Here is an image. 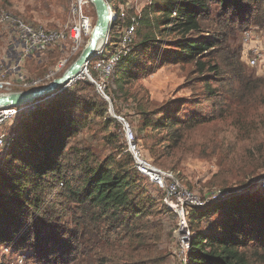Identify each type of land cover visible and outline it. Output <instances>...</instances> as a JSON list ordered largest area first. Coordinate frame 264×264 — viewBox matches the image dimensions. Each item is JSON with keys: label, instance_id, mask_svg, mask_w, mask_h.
Instances as JSON below:
<instances>
[{"label": "trees", "instance_id": "16d2710c", "mask_svg": "<svg viewBox=\"0 0 264 264\" xmlns=\"http://www.w3.org/2000/svg\"><path fill=\"white\" fill-rule=\"evenodd\" d=\"M213 6L217 10L211 12ZM150 8L158 14L149 16ZM137 23L132 50L114 73L117 84H134L154 68L178 64L186 70L184 85L190 89L189 98L139 104L138 130L146 136L160 132L147 145L150 153L157 158L155 148H176L187 131L216 122L234 127L237 139L241 132L243 142L248 140L250 126L236 124L238 118L231 115L240 110L232 112L230 99L240 96L238 89L261 93L264 80L251 78L241 62L242 47L231 50L229 41L251 25L264 28V0H153ZM118 25L124 24L116 19L110 26L112 40L111 31L117 33ZM59 48L45 50L50 64ZM31 57L25 60L31 78L44 76L45 66H37ZM93 88V83L78 79L60 87L45 106L18 116L0 163V248L38 264L69 258L77 264L80 257L72 254L76 243L96 254L110 237H123L120 244L130 248L116 252L118 264H164V257L150 248V228L158 226L148 219L170 210L162 194H150L123 135L110 130L120 123L106 114L108 105ZM186 103L190 108L184 114ZM93 123L105 133L102 139L109 149L104 158L78 140ZM233 158L227 160L232 163ZM248 183L241 182L245 187ZM186 219L191 233L186 264H264V190L250 196L230 192L226 199L191 206ZM86 230L95 231L86 238ZM83 256L93 258L90 253Z\"/></svg>", "mask_w": 264, "mask_h": 264}, {"label": "rangeland", "instance_id": "374dc122", "mask_svg": "<svg viewBox=\"0 0 264 264\" xmlns=\"http://www.w3.org/2000/svg\"><path fill=\"white\" fill-rule=\"evenodd\" d=\"M152 1L153 0H109L112 9H115V2H118L117 5L128 2V10L132 16H141L143 9L150 6ZM71 2L72 0H0V15L9 13L26 22H36L50 29L63 28L69 24L71 19ZM154 10L156 9L150 8V13L148 15H157V11ZM215 10H217V8L213 6L211 12ZM36 12L42 17H38L40 18L39 21L37 19H35V21L32 20V16L34 17ZM87 13L92 17V24L94 26L96 13L91 3L89 4ZM246 30L250 31L253 35H260L264 32V28L253 25L245 30L236 32L229 41L230 46H232L230 47L231 50L238 47L241 48L243 33ZM116 31L117 33L111 31L112 37L115 40H117L119 32H121L120 25L117 26ZM113 33L115 34L114 36ZM172 36L174 35L170 37ZM88 40H85L83 48ZM16 49H18V39L15 32H13L11 26L7 23L0 22V74H4L8 79H11V77L13 78L15 75L11 76L7 73H3V70H5L7 64L16 60V56L13 54ZM59 50L60 54L55 58L56 63L53 62L50 64V54L46 51L33 57L37 66H45L46 70L43 71V75L51 70L60 59L67 57L65 48L62 50L59 48ZM74 57L75 56H72L68 60V66L77 59L75 57V60H73ZM241 62L251 78L254 80H264V68L256 69L254 67H248L243 59H241ZM18 69H22V72L29 79L34 76L28 69L25 61L18 64L16 70ZM91 75L93 76L92 73ZM185 76L186 70L182 66L178 64H166L146 72L144 76L134 84L119 85L115 80V75L106 79L102 87L107 99L94 83L95 88H93V92H96V94L107 103L108 111L106 114L116 118L121 125H119L120 128H118L114 127L112 124L110 130L121 137L123 135V133L121 134V127L123 129L124 123H122L118 117L123 118L132 128L136 140L135 142L141 148L144 157L148 158L152 164L154 163L153 165H158L157 167L166 170L171 169V171L175 172L182 186L193 194L192 196L197 200L207 199L213 192L215 193L224 189L230 190L229 192H232L234 196H250L251 194L262 192L264 190V86L262 87L263 90L261 93L258 90L251 94L245 89H238L240 96H232L230 99L232 112L238 109L240 110L238 115H231V117L238 118L236 124H247L250 126L245 132V136L248 137V140L243 142L244 138L241 132L240 137L237 139L233 134L236 130L234 127L216 122L215 125L209 123L195 130L187 131L184 135V139L176 148L167 149V147L164 148L163 145H161L159 149L155 148V153H158V156H156L157 158L148 150L147 145L153 144L157 136L160 135V132L154 131L146 136L144 132L138 130L140 125L138 106L139 104H144L145 107L149 104H164L168 99L176 96L189 98L190 89L186 88L184 85ZM55 78L56 77H54V79ZM82 79L87 80L88 78L85 77ZM17 89L18 88L15 89V92ZM242 98L251 101L245 104ZM53 100L54 99H45L43 100L44 103L42 102L40 104L45 106L49 101ZM189 108L190 103H186L182 107L181 112L184 114L188 113ZM255 118L258 119L255 120ZM17 119L18 117L12 129ZM99 120L101 119H97V121ZM98 126L99 124L93 123L90 129L83 131L78 136V140L85 141L98 157L104 158L106 156L105 154L108 152L109 146L105 144L102 139L105 133L96 130ZM13 136L14 135H12L11 138H13ZM234 155L235 158H233L232 163L231 160H227ZM3 157V153H1L0 163ZM147 182L150 194L154 196L162 194L161 190H156L149 181ZM241 182L249 183L247 184L248 186L245 187ZM222 184H225L227 187H222ZM161 196L163 198V195ZM181 200L185 202L183 197ZM172 203L179 204V201H173ZM174 210L177 211L178 209ZM179 220L180 218L173 210L148 219L150 224H157L158 226L157 230L156 226L150 228L153 238L150 248L152 252L156 251L158 256L164 257V264L187 263L186 256H184L182 252L185 245H183V230L179 226ZM202 226L205 227L206 225L203 223ZM94 231L95 230L84 231V237H91ZM110 238L106 245L103 246L102 250L96 252V254L92 253L93 248L87 250L90 248L89 246L76 243L74 247L75 250L72 253L73 258L75 255L80 257V262L77 264H98V258L103 259L106 264H118V255L116 252L118 250H126L130 247L127 246L128 243L120 244L123 237L120 239ZM82 248H85L83 254L90 253V256L93 258L91 259L87 256H83V254L81 255ZM133 252L134 251H131L128 255L130 260L134 259ZM18 256L12 254L7 247L0 248V264H38L35 261L24 260L22 256ZM87 259H89L88 263H86ZM72 260L73 259L69 258L67 261H61L60 264H74L73 262H69Z\"/></svg>", "mask_w": 264, "mask_h": 264}, {"label": "built area", "instance_id": "2783aa9c", "mask_svg": "<svg viewBox=\"0 0 264 264\" xmlns=\"http://www.w3.org/2000/svg\"><path fill=\"white\" fill-rule=\"evenodd\" d=\"M89 4L90 2L88 0H72L69 24L57 29H50L35 22L29 23L9 13L0 15V22L7 23L11 26L18 39V49L13 52L16 60L7 64L5 70H3V73L15 76L8 79L4 74H0V94L15 92L16 88H18L17 91H23L45 85L53 80L54 77L57 78L63 74L69 67L68 60L82 50L85 40H88L90 37L93 24L92 17L87 13ZM108 4L111 17L109 18V30L104 43L82 65L80 74L67 85L63 86H69L76 80L87 77L88 81L96 84L106 99L107 96L103 91L102 84H104L106 79L114 75L119 62L131 52L135 38L136 24L140 18V16H132L130 14L128 2L125 4L120 3L117 5V9H112L109 2ZM116 19L124 25L121 26V32H119L117 40H112L109 36V31L110 26ZM53 46H59L61 50L65 48L67 57L60 59L44 76L29 79L22 72V69L16 70L18 64L24 62L26 58L37 56ZM241 47L242 59L249 67L256 69L264 68V32L260 35H253L250 31L246 30L243 33ZM53 96L54 94L24 105L0 107V154L9 146L12 139L11 136L15 135L12 127L16 118L20 114L32 112L36 106L44 102L43 100H48ZM118 119L124 123L122 133L127 144V151L133 157L136 170L141 176L147 178L156 190L162 191L164 204L180 218L179 226L183 230V245H185L182 252L186 256V250L188 249L191 236L189 225L186 221L187 209L191 208V206L203 207L208 202L211 203L220 199H226L230 196V192L228 190H219L218 192H213L207 199H198V201L192 196L193 194L182 186L175 172L157 167L148 158L144 157L141 148L135 142L132 128L123 118L118 117ZM182 197L185 199V202L181 200ZM173 201H179V204L172 203ZM174 209L178 210L175 211Z\"/></svg>", "mask_w": 264, "mask_h": 264}, {"label": "water", "instance_id": "95a60500", "mask_svg": "<svg viewBox=\"0 0 264 264\" xmlns=\"http://www.w3.org/2000/svg\"><path fill=\"white\" fill-rule=\"evenodd\" d=\"M96 13L95 24L91 30L89 40L81 50L77 59L63 72V74L45 85L23 91L0 94V107L18 106L46 98L54 94L60 87L67 85L81 72L82 65L88 61L94 52L104 43L109 30V4L107 0H88ZM229 192V190H228Z\"/></svg>", "mask_w": 264, "mask_h": 264}, {"label": "crops", "instance_id": "0c3cea01", "mask_svg": "<svg viewBox=\"0 0 264 264\" xmlns=\"http://www.w3.org/2000/svg\"><path fill=\"white\" fill-rule=\"evenodd\" d=\"M38 17H40L38 14H37V12L35 13V16L33 17L32 16V20H34L35 21V19H37L38 21L40 20V18H42V17H40V18H38ZM36 23V22H35Z\"/></svg>", "mask_w": 264, "mask_h": 264}]
</instances>
